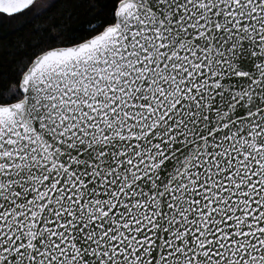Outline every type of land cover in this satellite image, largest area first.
<instances>
[{
    "label": "snow or ice",
    "instance_id": "1",
    "mask_svg": "<svg viewBox=\"0 0 264 264\" xmlns=\"http://www.w3.org/2000/svg\"><path fill=\"white\" fill-rule=\"evenodd\" d=\"M96 13L0 87V264H264V0Z\"/></svg>",
    "mask_w": 264,
    "mask_h": 264
},
{
    "label": "trees",
    "instance_id": "2",
    "mask_svg": "<svg viewBox=\"0 0 264 264\" xmlns=\"http://www.w3.org/2000/svg\"><path fill=\"white\" fill-rule=\"evenodd\" d=\"M49 3L50 0H44L37 10L12 18L0 17V87L11 85L25 57L36 50L37 45L45 44L53 33L63 32L65 37L79 38L86 34L90 22L103 19L96 9L104 0H56L52 10L39 18H29L35 17Z\"/></svg>",
    "mask_w": 264,
    "mask_h": 264
},
{
    "label": "rangeland",
    "instance_id": "3",
    "mask_svg": "<svg viewBox=\"0 0 264 264\" xmlns=\"http://www.w3.org/2000/svg\"><path fill=\"white\" fill-rule=\"evenodd\" d=\"M43 2H44V0H38V1L36 2V4L34 5L33 10H37L39 7H42ZM33 10H32V11H33Z\"/></svg>",
    "mask_w": 264,
    "mask_h": 264
}]
</instances>
